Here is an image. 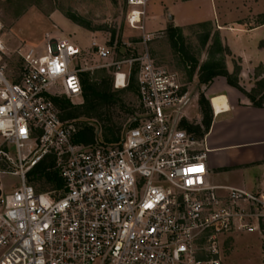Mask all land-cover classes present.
<instances>
[{
	"label": "built area",
	"instance_id": "2783aa9c",
	"mask_svg": "<svg viewBox=\"0 0 264 264\" xmlns=\"http://www.w3.org/2000/svg\"><path fill=\"white\" fill-rule=\"evenodd\" d=\"M148 1L125 0L141 35L134 54L107 62L109 46L89 43L113 69V88L127 87L135 68L141 111L117 144L74 142L75 125L52 100L82 97L90 67L77 44L26 47L9 72L0 39V177H18L8 192L0 182V264H223L224 239L243 233L264 250V193L209 179L202 139L183 124L188 86L151 56ZM47 160L62 185L37 192L28 176Z\"/></svg>",
	"mask_w": 264,
	"mask_h": 264
},
{
	"label": "rangeland",
	"instance_id": "374dc122",
	"mask_svg": "<svg viewBox=\"0 0 264 264\" xmlns=\"http://www.w3.org/2000/svg\"><path fill=\"white\" fill-rule=\"evenodd\" d=\"M160 4V0H150L145 6V30L158 34L149 42L151 56L157 65L177 72L182 82L188 86L192 100L188 105L189 110L186 112L185 122L198 123L202 127L205 113L203 114L199 108L198 101L200 96L206 99L208 104L204 112L211 115V106L206 91L213 80L204 85L198 82L197 76L200 66L209 59L208 50L212 41L209 40L205 46H202L201 41L202 34L208 31L209 27L195 24L181 29L176 37L175 50L167 37L166 28L170 24L159 28L164 22L161 19L164 13ZM128 11L129 7L125 0H5L0 2V39L5 46L3 62L9 72L16 71L19 67V52L24 48L30 46L38 48L49 38L66 37L79 45L82 50L83 64L90 67L83 73H87L89 78L96 81L100 79L98 71L104 70L106 78L111 80L113 69L101 66L104 61L98 60L91 54L89 43L96 39L99 43L109 46L111 58L107 62L131 56V49L139 47L141 35L138 30L128 25L126 20ZM69 16L77 18L82 25L75 23ZM214 31V27H211V33ZM218 58L219 54L215 56V59ZM193 60H196L197 64L193 65ZM135 79V68H132L127 90L123 94L128 105L125 109L118 107L113 109L109 125L105 120L94 117L79 116L69 120L75 125L78 133L85 126L93 128L92 133L82 138L81 144L87 148L117 144L121 141L133 116L135 118L131 124L137 122L135 120L138 117ZM252 89L254 91L251 93L256 95V85ZM112 90H115L113 86ZM262 91H259V94ZM69 100L73 105H78L83 101L82 97ZM133 110L134 112L131 113ZM107 125L113 127V131L116 132L115 136L119 135L118 141L106 140L111 136ZM253 176L250 174L249 178L255 183ZM240 177L235 172H224L214 174L211 179L213 183L231 184L239 181ZM0 182L3 191L8 192L17 185L18 177L5 174L0 177ZM31 184L34 189L39 188V184ZM49 187V185H44L45 189ZM223 248V264H264V250L256 234L243 233L228 236L224 239Z\"/></svg>",
	"mask_w": 264,
	"mask_h": 264
},
{
	"label": "crops",
	"instance_id": "0c3cea01",
	"mask_svg": "<svg viewBox=\"0 0 264 264\" xmlns=\"http://www.w3.org/2000/svg\"><path fill=\"white\" fill-rule=\"evenodd\" d=\"M160 3L164 22L159 28L171 24L184 29L204 22L214 27L221 45L229 51L224 57L225 69L236 76L243 91L249 93L264 78V0H160ZM206 94L209 102L215 95H224L228 106L219 113L211 107V122L202 137L209 179L212 181L214 174L235 172L241 176L239 181L218 184L264 193V101L254 106L222 76L213 79ZM188 110L187 107L185 113ZM250 174L254 175L255 183Z\"/></svg>",
	"mask_w": 264,
	"mask_h": 264
},
{
	"label": "trees",
	"instance_id": "16d2710c",
	"mask_svg": "<svg viewBox=\"0 0 264 264\" xmlns=\"http://www.w3.org/2000/svg\"><path fill=\"white\" fill-rule=\"evenodd\" d=\"M69 18L73 20L75 23L82 25L77 18L73 16H69ZM199 26L209 27L208 31H205L201 36L202 46H205L209 40H211L212 42L208 50L209 59L199 68L198 76H197L198 82L200 84L207 85L215 77L222 76L226 79L228 84L243 92L254 106H260L264 101V78L256 83V95L251 93L254 91V89H252L249 93L243 91L237 83L236 76L229 74L225 69L224 57L226 54H229V51L226 47H223L221 45L218 33H216V31H214V33H211L210 23L207 22L200 23ZM166 30H167L168 40L171 43V46L176 50V46H177L176 37H178V34L181 29L179 27H175L170 24L167 26ZM217 54H219V58L215 59V56ZM195 64H197V61L193 60V65ZM98 73L100 74V79L96 81H93L91 78H89L87 73H82L80 75L82 82L83 101L78 105H73L70 102V100L66 98H57V97L52 98L55 106L59 110V115L61 119L70 120L73 118H77L79 116H85L89 118L94 117L100 120H105L106 123L109 125V123H111V116L114 111L113 109L115 107L121 109H125L127 107L128 103H126V100L123 97L125 90H127L126 87L124 89L112 90V79L109 80L106 78L107 75L104 72V70H100L98 71ZM259 91H262V93L259 94ZM136 101L138 107V111L136 112L137 114H139L141 109L138 103V98H136ZM207 104L208 103L206 99L203 96H200L198 105L202 113L203 114L205 113L202 119V127L198 123L191 124L185 121L183 122L185 128L189 132L193 133V135L196 136L198 139H202V137L208 130V127L211 122V116L206 112H204V109L207 106ZM132 112H134V110L131 111V113ZM132 118L133 119L129 122L127 128L134 125L131 123L135 117L133 116ZM135 120H137V118ZM92 129L93 128L90 126H85L84 128H82L79 131V133L77 132L75 134L73 138L74 142L80 143L83 137H87L86 136L87 134L89 135V133H92ZM107 130L109 131L111 136L106 140L110 142H113L112 141L113 139H115V142L119 140L118 139L119 135L115 136L116 132L113 131L112 126H108ZM52 163L53 162L51 160L43 161L39 163L29 173L28 182L30 184L31 183L39 184V188L37 190L35 189L37 192H45L47 190L52 189L53 187H61L62 182L57 177L56 171L52 170L51 168ZM45 184L49 185L50 187L45 189L44 188Z\"/></svg>",
	"mask_w": 264,
	"mask_h": 264
},
{
	"label": "bare ground",
	"instance_id": "6f19581e",
	"mask_svg": "<svg viewBox=\"0 0 264 264\" xmlns=\"http://www.w3.org/2000/svg\"><path fill=\"white\" fill-rule=\"evenodd\" d=\"M210 106L212 109L216 112L219 113L224 109H227V99L224 95L221 96H213L210 98Z\"/></svg>",
	"mask_w": 264,
	"mask_h": 264
}]
</instances>
